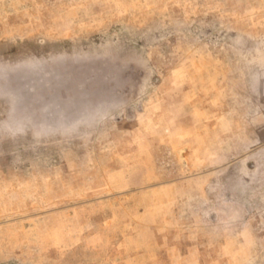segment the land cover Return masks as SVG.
Returning a JSON list of instances; mask_svg holds the SVG:
<instances>
[{"label":"rangeland","instance_id":"374dc122","mask_svg":"<svg viewBox=\"0 0 264 264\" xmlns=\"http://www.w3.org/2000/svg\"><path fill=\"white\" fill-rule=\"evenodd\" d=\"M65 1L0 0V264H264V0Z\"/></svg>","mask_w":264,"mask_h":264},{"label":"crops","instance_id":"0c3cea01","mask_svg":"<svg viewBox=\"0 0 264 264\" xmlns=\"http://www.w3.org/2000/svg\"><path fill=\"white\" fill-rule=\"evenodd\" d=\"M67 1H69V0H66L65 2H67ZM71 1H72V4L71 5H69V6L67 5L66 7L61 8V9L63 11H68L69 9H71V7H73L72 5L75 3L74 0H71ZM75 1H77L76 2V5H75V7H77V5H79L81 2L84 3V1H87V0H75ZM75 7L73 9H75ZM0 240H5V239H4V237H1L0 236Z\"/></svg>","mask_w":264,"mask_h":264}]
</instances>
